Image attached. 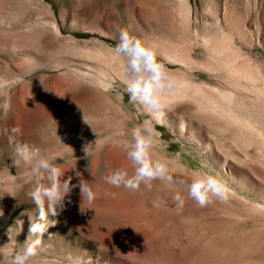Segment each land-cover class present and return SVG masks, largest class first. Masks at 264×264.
<instances>
[{
  "label": "rangeland",
  "instance_id": "obj_1",
  "mask_svg": "<svg viewBox=\"0 0 264 264\" xmlns=\"http://www.w3.org/2000/svg\"><path fill=\"white\" fill-rule=\"evenodd\" d=\"M120 29L154 43L176 81L162 115L130 100ZM146 128L165 177L107 184L134 171L124 145ZM16 141L74 185L43 236L28 237L38 211ZM200 174L227 200L191 199ZM0 213V264L36 239L28 264H264V0H0Z\"/></svg>",
  "mask_w": 264,
  "mask_h": 264
},
{
  "label": "clouds",
  "instance_id": "obj_2",
  "mask_svg": "<svg viewBox=\"0 0 264 264\" xmlns=\"http://www.w3.org/2000/svg\"><path fill=\"white\" fill-rule=\"evenodd\" d=\"M113 51L116 55L126 58L127 67L135 75H132L128 82V92L130 100L144 105L153 113L162 115L163 104L161 100L166 91H170L176 86L175 79L170 76L165 65L157 62V46L146 44L142 38L131 34L126 29L119 30L118 43ZM147 136L141 134L139 129L132 132V141L124 145L129 159L132 161L134 171L129 174L127 169L117 168L106 177V183L131 191L140 190L143 184L151 188V181L157 178H164L166 167L152 154L153 141L151 138V129H147ZM16 135L20 134L19 129H13ZM14 153L17 157V163L23 162L30 167L33 184L29 193L32 203L36 206L38 217L33 222L29 214L30 227L29 235L33 236L43 234L49 226L55 225V220H49L48 216H57L58 210H63L64 199L71 192V177L61 179L64 174L51 154H46L40 148L30 145L27 142L16 141ZM79 175V173H77ZM48 180L46 186L43 181ZM81 196L90 203L96 199V194L90 186L80 184ZM229 189L221 181L208 174H200L189 186V197L193 199L200 207H204L212 202V197L220 200H227ZM115 196V193H105ZM176 199L181 201L180 196ZM2 214V213H0ZM22 224V221H18ZM41 243L36 239L31 243L25 241V246L16 253L11 264H28L30 258L37 254V246Z\"/></svg>",
  "mask_w": 264,
  "mask_h": 264
},
{
  "label": "bare ground",
  "instance_id": "obj_3",
  "mask_svg": "<svg viewBox=\"0 0 264 264\" xmlns=\"http://www.w3.org/2000/svg\"><path fill=\"white\" fill-rule=\"evenodd\" d=\"M208 41V40H207ZM209 43V42H208ZM213 43V42H212ZM216 46V45H215ZM214 48H216V47H214ZM211 49V48H210ZM230 62V61H229ZM248 79V78H247Z\"/></svg>",
  "mask_w": 264,
  "mask_h": 264
}]
</instances>
